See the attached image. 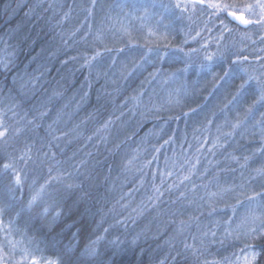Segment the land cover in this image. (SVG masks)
I'll return each mask as SVG.
<instances>
[{"label": "trees", "instance_id": "1", "mask_svg": "<svg viewBox=\"0 0 264 264\" xmlns=\"http://www.w3.org/2000/svg\"><path fill=\"white\" fill-rule=\"evenodd\" d=\"M83 2L85 0H0V60L9 65L7 70L0 65V107L7 106L11 102L8 98L12 97L21 101L17 111L23 115V112L32 106L51 98L47 105L50 115L39 122L36 136H45L47 125L59 114L60 119L56 126L60 131L69 133L68 139L72 140L66 147V154L71 155L79 150L76 159H86L88 162L91 181L85 185V191L90 193L91 199L79 209V212L83 213L80 219L88 225L83 233V243H87L88 239H95L96 235H105L103 229L113 225L116 220L128 218L126 226H114L111 229L112 235L107 237L112 239L119 236L125 241L119 250H113L107 245V241L103 242L110 264H161V261H164V264H183L179 258L177 261L172 259L178 251L183 250V242L191 244L193 235L199 237L201 232L209 229L216 232L217 242L209 247L208 253L202 259L214 261L226 258V264H245V256L254 251L258 254L256 264H264V234L232 230L231 226L224 223L232 210L225 209L223 205L233 204L234 199L231 196L214 199L211 206L216 207L217 212L211 213L207 196V193L217 191L218 185L239 186L250 175H254L252 169L259 166L260 160L241 168L231 157H240V163H243L244 156L251 155L253 150L261 147V130L259 127H253V124L255 120L260 119V112H264V108L259 109L254 120L249 121L245 128L229 138L223 148L210 151L211 138L218 135L217 126L223 124L224 117L221 116L204 130V114L189 119L180 116L181 110L178 109L172 112H156L144 103V96L149 90L160 85V82H153L148 77L153 68L145 65V70L131 79L122 78L118 70L121 63H127L131 67L132 59H139V50L144 49L148 42L152 47L168 46L169 50H173L172 46L179 47L183 37L179 22H174L168 37L162 41L158 40L157 43L146 33L140 37L132 35L136 44L118 60L116 68H109L111 57L117 56V53L113 52L111 57L99 58L100 62L89 72L87 67H81L82 54H91L92 34L97 30L98 23L107 17L124 14L119 8H108V5L118 4L121 0H98L92 16L84 22L82 31L72 38L67 33L84 21V14L78 7ZM69 9L70 22L56 27L55 21ZM88 24L92 26V34L86 38L85 43L80 37L88 31ZM233 27L237 29V25L234 24ZM61 31L65 33L63 37L60 35ZM245 31L252 34L251 39L243 40L239 44L236 42L233 50L243 49L242 55L248 56L249 60L254 56L264 57V51H260L264 49V43L260 42L264 30L239 27L235 32L240 34ZM214 32L220 37L221 29L215 27ZM63 40H66L67 44L62 43ZM105 41L107 44L117 42V45H109L110 48L128 46V37L125 35L106 36ZM73 56L77 57L75 61L69 59ZM156 67L178 68L182 67V64L158 62ZM97 72L100 73L99 76ZM210 79L209 77L208 80ZM168 85L170 88L175 87ZM206 87L210 90L211 84ZM141 90L142 104L137 105L126 99ZM54 92L59 95L53 96ZM204 96H207V91L200 93L183 111H187L188 107H195ZM254 98L249 96L241 101L240 105L228 114L229 117L235 119L236 112L242 113L244 107ZM217 100L226 102L223 96H218ZM213 103H216V100ZM8 116L11 117V113H8ZM178 116L179 119H169ZM109 118L112 122L105 129L104 124ZM221 131L227 132L229 129L222 127ZM77 132L81 135L77 136ZM88 136L93 139L88 141ZM169 137L172 139L169 140ZM166 140L169 141L167 144L164 143ZM206 140L207 148L201 147ZM221 142L224 143L223 140ZM65 143L61 142L60 147H65ZM117 144L120 145L119 148L115 147ZM180 144L189 150L186 159L197 156L200 160L191 179L183 182L181 178L188 174L189 165L184 163L185 159L174 155ZM86 153H91V156ZM132 157L135 159L128 165L127 162ZM146 161L152 162L146 164ZM191 162L195 163V160ZM169 171L173 173L172 176L166 175ZM172 184L179 187L166 193L162 201L155 204L149 201L148 198L154 195L153 185L164 190ZM193 184L197 186L196 189L192 188ZM258 184L259 181H256L252 186L256 187ZM239 190L237 188V191ZM180 192H185L186 198L177 200ZM200 197L204 199L201 200ZM68 203L71 204V201ZM240 209L242 208H238ZM190 217L198 219L190 220ZM181 220L187 222L188 226L178 235ZM65 223L69 224L71 220ZM79 228L78 221L72 232H77ZM225 228L232 231L233 235L225 237ZM137 234L140 236L137 243L130 244L132 237ZM28 235L43 233H38L33 228ZM21 239L18 233L5 236L0 232V244H3L4 252L8 253L4 257L7 264L20 261V249L29 246L24 238V243L18 245L15 251L11 250L8 241ZM40 247L44 249V245ZM36 255L52 259L58 257V253L51 250H44Z\"/></svg>", "mask_w": 264, "mask_h": 264}, {"label": "snow or ice", "instance_id": "2", "mask_svg": "<svg viewBox=\"0 0 264 264\" xmlns=\"http://www.w3.org/2000/svg\"><path fill=\"white\" fill-rule=\"evenodd\" d=\"M97 2L98 0H85L78 6L80 12L84 14V21L80 22V26L67 33L70 37L75 38L82 31L84 22L92 16ZM108 8H119L127 18L138 21L140 29H146L149 37L160 35L161 26L171 29L174 22L184 20L189 22V30L185 35L190 36L191 23L197 14H207L208 19L203 21L206 29L207 24L213 20L218 21L221 29L220 39L223 38L224 33L231 35L240 26L246 29L264 30V0H142V2L121 0L118 4L108 5ZM70 13L71 9L64 12L63 16L55 21V26L61 27L70 22ZM225 20L235 23L237 29L229 28ZM166 21L167 23H165ZM87 28L88 31L80 37L85 43H87L86 38L92 34L91 24H88ZM207 30L211 31V29ZM120 31L128 37V46L110 48L104 43L103 31L97 29L92 34L91 47L93 50L91 54L87 52L82 54L83 64L81 67H87L91 72L95 64L100 62L99 58L111 57L113 52L117 53V56L125 55L131 46L136 44V41L132 38L130 25L125 26L121 23ZM60 35L63 37L65 33L61 31ZM251 35L247 31L241 32V42L250 40ZM196 36H200L199 31L196 32ZM196 36H190V38L195 40ZM161 38L166 39V33ZM220 39L216 40L215 51H209L207 44H201L199 48L184 51L178 46H172L173 50H169L168 46L164 48L152 47L148 42L144 49L139 50V59L135 57L132 59L131 67L127 63H121L118 69L122 78L131 79L137 73L145 70V65H149L153 71L148 73V77L153 82L162 78L164 84L175 85L168 90L165 99L158 104H152V108L156 111H171L173 108H180V116L189 119L204 114V130L221 116L224 117L223 124L217 126L218 135L211 138L210 150L223 148L229 138L236 135L240 129L245 128L249 121L254 120L259 109L264 108V57L254 56L252 60H249L248 56L242 55L243 49L233 50L236 47L235 43L222 45ZM260 42L264 43V36L260 37ZM62 43L67 44V41L63 40ZM98 44L103 46L97 47ZM260 51H264V49H260ZM152 57L156 59L152 60ZM69 59L75 61L77 57L73 56ZM158 62L180 63L182 67L164 69L156 67ZM118 63L116 57H111L109 68H116ZM0 65H3L5 70L9 66L3 60H0ZM96 74L100 75L99 72ZM209 83L211 84L210 90L206 87ZM203 91H207V96L202 97L201 102L195 107H188L187 111H183V108ZM57 95L59 93H53V96ZM218 96H223L226 102H219ZM249 96L255 98L244 107L242 113L236 112L235 119L230 118L228 114ZM142 97L143 91L141 90L126 99L140 105L143 103ZM8 99L11 102L7 106L0 107V232H3L5 236H10L13 233L21 235V240L8 241L9 247L13 251L18 245L24 243V238L27 239L29 246L20 249L21 260L16 264H110L107 258V248L103 242L107 241V245L113 250H119L125 241L121 240L119 236L112 239H107V237L112 235L111 229L114 226L120 224L126 226L128 218L116 220L113 225L103 229L105 235H96L95 239H88L87 243H82L83 233L87 230L88 225L86 221L80 219L83 213H80L79 209L91 199L90 193L85 191V185L91 181L87 160L76 159L79 150L72 152L71 155L66 154V147L72 143V140L68 139L69 133L60 131L56 126L60 119L59 114L47 125L45 136H36L37 129L40 127L39 122L50 115L47 105L51 102V98L42 101L39 105L32 106L28 111H24L23 115L17 111L21 101L14 100L12 97ZM214 100L216 103H213ZM8 113H11V117L8 116ZM179 118L178 116L169 119ZM111 122V118H109L105 122L104 128L107 129ZM167 122L166 120L165 123ZM222 127L228 128L229 131H221ZM253 127H259L261 130V147L253 150L251 155L244 156L243 163H240V157L233 155L231 158L241 168H246L260 160L259 166L252 169L254 175H250L239 186L221 187L218 185L217 191L207 193V196L211 213L217 212V208L211 206L214 199L231 196L234 203H225L223 207L230 208L233 216L238 208L244 209L238 227L251 224L253 227L248 229V234L258 232L264 234V112H260V119L255 120ZM76 135L79 136L81 133L77 132ZM92 139V136L87 137L88 141ZM171 139L172 137H169V140ZM222 140L224 143L221 142ZM61 142H66L65 147H60ZM168 142L166 140L164 143ZM115 147L119 148L120 145L117 144ZM155 150L159 151V149ZM86 155L90 157L91 153H86ZM134 159L135 157L129 159L127 164L130 165ZM151 162L146 161L145 163L150 164ZM184 163L189 167L188 174L181 178L182 182L191 179L200 160L197 157L195 163H192L186 159ZM181 167L183 168V165ZM166 175L172 176L173 173L169 171ZM256 181H259V184L253 187L252 185ZM163 183L162 179L161 184ZM178 187L179 185L172 184L167 189L161 190L160 186L153 185L154 195L148 199L155 204L162 201L166 193ZM196 187L195 184L192 185L193 189ZM237 188L240 190L237 191ZM184 198H186L185 192H180L177 200ZM200 199L203 200L204 197H200ZM69 201L71 204L68 203ZM175 202L172 201V203ZM86 211L87 209H85ZM67 216L76 217L71 219L72 226H76L77 222H80V228L77 232H71L70 236L65 233L69 224L63 223ZM196 219L198 218L190 217V220ZM232 219L233 217H228L224 223L228 224ZM62 223L63 227H60ZM187 226V222L181 220L177 234H182ZM33 228L43 235L29 236L28 233ZM224 235L225 237L232 236L233 232L225 228ZM215 237L216 232L211 229L201 232L199 237L193 235V243L189 244L184 241L183 250L176 253V256L172 258L173 261H177L179 258L183 264H226V258L214 261L202 259L208 253L209 247L217 242ZM139 238L140 236L137 234L132 237L129 243L135 245ZM40 245H44V249H41ZM246 247L249 246L246 245ZM44 250L57 252L58 257L56 259L38 258L36 253ZM6 255L8 253L4 252V246L0 244V264H7L4 259ZM257 255L253 251L250 255L245 256V264H256ZM161 264H164V261H161Z\"/></svg>", "mask_w": 264, "mask_h": 264}, {"label": "rangeland", "instance_id": "3", "mask_svg": "<svg viewBox=\"0 0 264 264\" xmlns=\"http://www.w3.org/2000/svg\"><path fill=\"white\" fill-rule=\"evenodd\" d=\"M137 2H142V0H137ZM177 15H178V13H177ZM206 15L207 14H204V15L197 14V16H195L193 18V22L191 23L192 31H191L190 36H196V32L197 31L200 32V36H196L195 40L191 39L190 36L185 35V33L188 32V30H189V22L187 20L179 22V24H180L179 27H180V30H181L182 36H183L182 37V43L179 45V47L183 48L184 51H188L189 49H193V48H199L201 44L209 45V48H208L209 51H215L216 50V40L220 39V37H218L219 34H216L214 32V30H215V27L220 29L219 23H218V21H216V24H214L215 20H213L211 23L207 24V29H211V31L207 30L205 28L204 23H203L204 20L208 19V17ZM221 19H224V17H221ZM226 21H228V20H225V23H226ZM121 23H123L125 26H129V25L131 26V34L132 35H136V36L140 37V35H143L144 33L147 34L146 29H144V30L140 29V24L138 21L129 20L125 15L118 16V14H116L114 17H107L106 19H104V21L101 20L98 23L97 29H101L103 31L104 37H106V36L118 37V36L123 35L120 31ZM165 23H167V21ZM227 24H228L229 28H234L233 25L235 23L228 22ZM240 27L244 28L243 26H240ZM212 29H213V31H212ZM159 33H160V35H158L156 37H151L152 41L154 43L159 42L158 40L162 41L163 38H161V36L165 33H166V38H167L168 35L170 34V29H166L163 26H161L159 29ZM238 33L239 32L236 33L235 31L231 35H229L228 33H224L223 38L220 39V43L222 45L223 44L231 45L233 43H235V45H236L237 43L238 44L241 43V37H240V34H238ZM185 41H186V43H185ZM104 43L107 44V41H105ZM114 44L117 45V42H110L107 45L109 46V45H114ZM114 57H116L118 60L123 58L122 56H114ZM156 82H160L159 87L149 90V92L144 96V103L149 108H152L153 103L158 104L163 99H165L167 97V92L170 89L168 84H164L162 82V78L156 79ZM150 99H151V102H150ZM176 109L181 110L180 108H173L171 111H168V110H164V111H156L155 110V111L156 112H172ZM202 145L204 148H207V147H205L206 143H204ZM183 146L184 145L180 144L177 147L176 153L174 155L179 157V159H185L186 160V157L189 156V155H187L189 150L187 151V149H185V147H183ZM210 151H213V150H210ZM193 155H196V153H193ZM196 158H197V156H191L190 161L196 160ZM213 192H215V191H213ZM243 214H244L243 208L238 210L236 212L235 216H233V212L228 214V217H233L232 221H230L228 223V225L233 228L232 230H239L240 229L243 232H247L249 228L253 227L251 224H249L247 226L238 227V225L240 224V218L243 216ZM215 221H217V218H215ZM37 257L39 258L41 256L37 255ZM43 258H45V257H43ZM20 260H21V257H20Z\"/></svg>", "mask_w": 264, "mask_h": 264}, {"label": "clouds", "instance_id": "4", "mask_svg": "<svg viewBox=\"0 0 264 264\" xmlns=\"http://www.w3.org/2000/svg\"><path fill=\"white\" fill-rule=\"evenodd\" d=\"M72 218H73V217H71V216H67V217H65L63 223H65L66 221L71 220ZM63 223L60 225V227H62ZM74 227H76V226H72L71 223H69V228H68V229H65V233H66V234L71 233V232H72V229H73ZM82 243H83V241H82Z\"/></svg>", "mask_w": 264, "mask_h": 264}]
</instances>
